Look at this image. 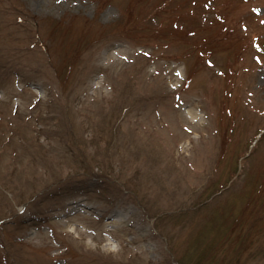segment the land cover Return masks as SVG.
Here are the masks:
<instances>
[{
	"label": "rangeland",
	"instance_id": "obj_1",
	"mask_svg": "<svg viewBox=\"0 0 264 264\" xmlns=\"http://www.w3.org/2000/svg\"><path fill=\"white\" fill-rule=\"evenodd\" d=\"M0 264H264V0H0Z\"/></svg>",
	"mask_w": 264,
	"mask_h": 264
},
{
	"label": "trees",
	"instance_id": "obj_2",
	"mask_svg": "<svg viewBox=\"0 0 264 264\" xmlns=\"http://www.w3.org/2000/svg\"><path fill=\"white\" fill-rule=\"evenodd\" d=\"M70 120V123L73 124V119H69ZM115 122L111 123L110 126L111 128L113 127V130H117L116 127L114 126ZM70 135H72L73 133H69ZM116 136V135H115ZM111 137H113V135H111Z\"/></svg>",
	"mask_w": 264,
	"mask_h": 264
}]
</instances>
